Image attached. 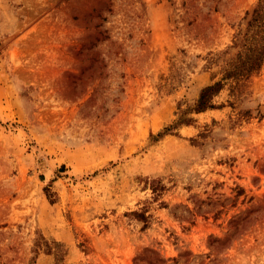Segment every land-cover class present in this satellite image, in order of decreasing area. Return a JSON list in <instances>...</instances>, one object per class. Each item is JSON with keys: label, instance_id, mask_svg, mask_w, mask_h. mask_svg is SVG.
I'll return each mask as SVG.
<instances>
[{"label": "rangeland", "instance_id": "1", "mask_svg": "<svg viewBox=\"0 0 264 264\" xmlns=\"http://www.w3.org/2000/svg\"><path fill=\"white\" fill-rule=\"evenodd\" d=\"M257 1L0 0V264H264V69L180 119Z\"/></svg>", "mask_w": 264, "mask_h": 264}, {"label": "trees", "instance_id": "2", "mask_svg": "<svg viewBox=\"0 0 264 264\" xmlns=\"http://www.w3.org/2000/svg\"><path fill=\"white\" fill-rule=\"evenodd\" d=\"M206 67L212 70L211 82L202 87L192 107L182 110L180 115L182 121L187 120L185 116L188 111L201 113L219 107L214 98L226 88L231 98L238 99L247 91L251 79L264 69V0H258L252 8L245 11L233 35L231 45L223 51L209 53ZM163 134L164 131L159 132L153 138ZM39 239L43 240L44 251L55 256L57 264H67L63 262L65 250L62 243L46 240L43 236ZM39 242L36 240L33 249L36 253L35 257L42 246ZM34 259L32 262L35 261Z\"/></svg>", "mask_w": 264, "mask_h": 264}]
</instances>
